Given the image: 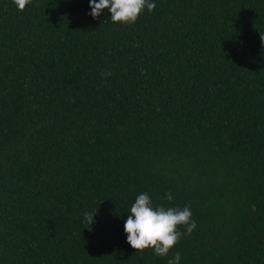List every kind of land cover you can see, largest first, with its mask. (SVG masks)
Wrapping results in <instances>:
<instances>
[{"label": "trees", "instance_id": "trees-1", "mask_svg": "<svg viewBox=\"0 0 264 264\" xmlns=\"http://www.w3.org/2000/svg\"><path fill=\"white\" fill-rule=\"evenodd\" d=\"M153 2L0 0V264H264V0ZM144 192L197 223L166 257L127 242Z\"/></svg>", "mask_w": 264, "mask_h": 264}, {"label": "clouds", "instance_id": "clouds-1", "mask_svg": "<svg viewBox=\"0 0 264 264\" xmlns=\"http://www.w3.org/2000/svg\"><path fill=\"white\" fill-rule=\"evenodd\" d=\"M19 11H24L32 0H13ZM91 12L94 19H98L105 9L111 13L113 23L124 25L135 24L140 14L147 9L152 13L157 5L153 0H90ZM261 42L264 44V32L261 33ZM103 75L107 78L112 75L111 71H106ZM163 200L171 204L174 196L168 191L162 197ZM90 212L84 213L86 227L94 224V217ZM183 227L185 231L179 229ZM197 228V223L193 219L190 205L183 208L177 206H165V204L154 205L147 192L139 194L135 202L131 205L124 230L127 234V242L137 252L146 249L154 250L160 257L168 256L180 241L182 236H190ZM181 253H175L173 258L168 260V264H180Z\"/></svg>", "mask_w": 264, "mask_h": 264}]
</instances>
